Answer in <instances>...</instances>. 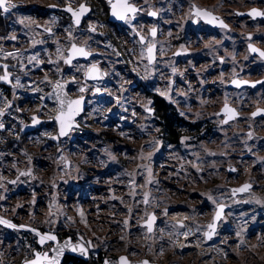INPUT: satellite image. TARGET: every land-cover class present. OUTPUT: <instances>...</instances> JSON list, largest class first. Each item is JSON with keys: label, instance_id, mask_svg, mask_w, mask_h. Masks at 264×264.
Returning <instances> with one entry per match:
<instances>
[{"label": "rangeland", "instance_id": "1", "mask_svg": "<svg viewBox=\"0 0 264 264\" xmlns=\"http://www.w3.org/2000/svg\"><path fill=\"white\" fill-rule=\"evenodd\" d=\"M130 1L142 6L137 20L128 16L112 27L109 11L108 16L104 12L109 0H28L23 13L10 18L12 29L0 32L3 44L22 43L26 49L18 76L27 87L42 82L36 96L49 108L45 124L38 117L25 123V131H34L23 134L7 123L0 128V213L55 232L61 240L83 237L95 264L117 263L123 254L190 264L173 253L181 227L167 219V210L189 208L196 219L212 221L217 205L224 203L229 207L219 227L236 253L233 264H264V116H253L264 108V58L249 49L253 43L264 50V18L239 15L253 7L264 11V0ZM83 2L92 11L82 27L48 8ZM195 6L219 14L229 26L195 20ZM151 11L158 16L150 17ZM48 16L58 22L50 25ZM155 27L158 35L152 37ZM73 42L100 52L91 61L108 71L109 87L127 85L139 114L135 125L100 130L106 101L90 97L80 126L59 137L54 83L68 73L65 59ZM153 43L156 60L150 63L146 50ZM194 48L200 53L192 54ZM10 61L0 59L7 73L16 64L15 58ZM75 74L79 78L78 69ZM236 78L261 82L230 87ZM69 92L80 94L75 85ZM156 98L173 105L184 120L176 143L154 115ZM226 103L239 116L225 123L219 111ZM244 183L251 189L234 196L232 188ZM88 203L94 207H85ZM151 213L159 216L153 232L144 224Z\"/></svg>", "mask_w": 264, "mask_h": 264}, {"label": "built area", "instance_id": "2", "mask_svg": "<svg viewBox=\"0 0 264 264\" xmlns=\"http://www.w3.org/2000/svg\"><path fill=\"white\" fill-rule=\"evenodd\" d=\"M27 1L10 0V3L15 4L16 7L7 13L0 10V17L4 21H8L5 24L3 22V30H0L2 36L5 35L6 31L12 29L13 25L10 18L14 13H23L22 10L25 9ZM32 5L36 6V4ZM64 5L73 6L70 3ZM36 16L41 19L45 18V15L42 16L39 13ZM52 18V16H48V22L53 26L58 21L55 22ZM69 18L73 22L72 17L70 16ZM49 30H51V32L48 31L49 33L54 31L52 28ZM19 38L22 40L20 42L26 41L23 34ZM1 41L0 39V59L8 64H12L10 60H14L15 58L16 64L9 66L10 81L5 82L0 80V111L3 112V115H0V124L3 127H5L6 123L7 126L20 127L24 126L27 121H31L34 117L43 120L42 123L45 124L48 121H46V118L49 108L44 104L41 96H36L37 86L39 83L42 85V82H32V85L29 87L24 86V80H21L18 76L19 69H16L19 68V63L21 65L25 62L26 49L22 47V43L11 42L5 45ZM91 60H76L70 65L67 64L69 66L68 73L55 80L54 93L57 84L68 81L70 83L69 87L78 86L79 95H86L88 103L90 97H97L102 101H106V106L101 112L97 124V127L102 131H119L124 127L135 125L139 120V114L132 103L133 98L127 85L120 83L114 85L113 88L109 87L106 83L109 78L108 71H106L107 76L100 81L87 80L85 73L91 64L96 63L106 70L99 61L93 62ZM79 65L80 67H77ZM77 69L80 73L79 78L75 74ZM166 217L169 221L180 224L181 230L177 234L172 247L173 253L180 259L187 257L190 264H233V261L237 260L235 251L231 249L229 236L224 234V232H220V227L211 240L206 239L205 232L211 222L209 219H196L193 211L189 208L168 209ZM155 228L158 230L157 225ZM52 246L53 243L51 242L40 246L38 236L31 232L16 229L8 230L0 225V264H28L29 260L35 257L37 251L41 253L48 251L51 254ZM184 248H188V251L185 252ZM66 264H75L74 257H70L66 261ZM247 264L260 263L253 262L252 260Z\"/></svg>", "mask_w": 264, "mask_h": 264}, {"label": "water", "instance_id": "3", "mask_svg": "<svg viewBox=\"0 0 264 264\" xmlns=\"http://www.w3.org/2000/svg\"><path fill=\"white\" fill-rule=\"evenodd\" d=\"M116 3H117V0H111V2H110L109 17H108V20L110 22H112V23H123V22L126 21L128 16H131L134 20H137L136 13L139 11L140 5H137L135 3H132L130 0H127V3L132 5L136 9V12L135 13L128 12V13L125 14V18L124 19H120L119 16H114L112 14V12H113L112 5L116 4ZM81 4H84L86 6V8L88 9V11L85 12L80 17V22H79V24H77L76 20H75V17L72 15L71 12H68L66 9L68 7H71L74 11H79V6ZM81 4L79 6H77V7H73L71 5H64V6L50 5L48 8L50 10H53V11L58 10V11H63L65 13L69 14L72 17V19H73L74 25L76 27H81L83 22H84V20L89 17V15H90V13L92 11V7L90 5H88L87 3L83 2ZM197 9H199V10H207L211 14V16L205 17L203 15H197ZM253 9H256L258 11L264 12L259 7H253L251 9L247 10V11L239 12V15L241 17H252L254 19L264 18V16H253V15H250L249 13H251V11ZM151 13H155V12H151ZM193 13L196 14L195 20H197L198 17H201L203 21H205L206 23H208L212 27H217V28L218 27H223V26H221V22H223V25H226V27L229 26L219 14H216V13H214L213 11H211V10H209L207 8H199L198 6H195ZM150 16L151 17H156V13H155V15H150ZM212 17H215L216 19L213 20ZM41 28L46 30L44 27H41ZM153 29H155V35L152 34V36L155 37L156 34H157V29L156 28H152L151 32H153ZM49 32H51V30H49ZM141 42L142 43H146V38L144 36H141ZM73 44H75L77 48H83L84 51L87 53V55L86 56L79 55V54L73 55L72 54V45ZM72 45L68 49V56L65 59V61H66L68 59V57L70 55H72L71 63H66L68 65L72 64L76 60L88 61V60H90L92 58L100 56V52L99 51H95V52L89 51V50L86 49L85 45L78 44L76 42H73ZM250 46L258 49L260 52H264V50L262 48L258 47L256 44L250 43L249 44V49H250ZM150 48L152 49L151 54L149 53V49ZM146 51H147V54H148V59H149L150 55L152 56V60H151L150 63H154V61L156 60V52H157L156 44L153 43V44L149 45L147 47ZM179 53H180V51L178 52V54ZM252 53L254 55H259V52H252ZM106 76H107L106 70L102 69V67L100 65L96 64V63L91 64L89 66V68L87 69L86 73H85V77L89 81H100V80L104 79ZM260 82H261V80L251 81V80H248V79L236 78L230 83V87H232V88H234V87L242 88V87H245V86H257ZM69 84L70 83L68 81L61 82L60 85H63L62 91L60 89H58V88H55L56 100H57V103H58V105L60 107V110L58 111L57 115L55 116V120L57 122L58 135H59L60 138L68 137L71 134L73 129L78 128L80 126L79 118L83 114H85L86 111L88 110L87 96L86 95H79V96L72 95L69 92V88H70ZM57 96H60V99H63V100H80L81 101V103L79 105L78 113L76 115H74L71 118L70 121L67 118V107L66 106L63 109V111L65 112V115L61 116L62 105L60 103V99H57ZM226 105H227V107L229 109L234 110V112H235V116L234 117H232L231 113H226L225 112V106ZM73 107H76V106H73ZM258 110L260 111V114L256 115V117L257 116H264V108H258L253 113L258 112ZM219 114L221 116H224V122L225 121H227V122L232 121L236 117L239 116V112L236 109V107L232 106L230 103H226L221 108V110L219 111ZM57 117H61V119H57ZM62 121H63V134H61ZM72 138H73V140L75 139L74 136ZM245 184L250 185V188L247 191H237V192L233 191V195L234 196H239V195L244 194L245 192H248L251 189V187H252L251 183H244V184H242L240 186H235V187L232 188V190L240 189ZM221 209H222V211H221ZM227 209H228V205H226L224 203H219L217 205V208H216V211L214 213L213 219H212V221L209 224V225H213V227L212 228L208 227V229L205 232V236H206L207 240H211L215 236V234H216V232L218 230L220 221L224 217L225 211ZM218 211L220 213L219 214V218H217V212ZM0 219L8 221L11 225L15 226V227H9L8 224H0L1 226H3L4 228H6L8 230H15L16 229V230L28 231V232H31V233L37 235L40 246H44L45 244L50 243V242L53 243V246L51 248V254L48 251L44 252V253H41V252L37 251L35 257L32 258L31 260H29L28 264H31L32 261L37 259V253L40 254V257H39L40 264H49V262L51 260H53L54 258H57V255H56V250L57 249H63V251L60 253V255L58 257L59 264H64V261H65L66 257H74V258L82 259V260H85V261H89V259H90V248H91V245L88 246L86 244L85 239L83 237H81V236H80L79 240H77V241H74L72 239V237H70V236L64 238L63 240H61L59 235L57 233H55V232H52L50 230H43V229H41L39 227H34V226H31V225H28V224H24V223H16L13 219H11L9 217H6L5 215H3L1 213H0ZM157 221H158V216L155 213H151L149 215L148 219L144 222V224L147 226V229H148V225L151 224L152 230L151 231L148 230L149 232H153L154 231ZM48 236H54L55 239L54 240L45 239L44 242L41 243V237H45L46 238ZM66 245H67V247H66ZM73 249H75V251H73ZM81 249H83V253L81 252ZM184 251L187 252L188 248H184ZM45 253L47 254V260L44 259V254ZM122 257L126 259L127 264H145V262H147V264H161V263H158V262H155V261H151L148 258L130 259L125 254L120 255L118 257L117 263H110L108 260H106L104 264H120V261H121Z\"/></svg>", "mask_w": 264, "mask_h": 264}, {"label": "snow or ice", "instance_id": "4", "mask_svg": "<svg viewBox=\"0 0 264 264\" xmlns=\"http://www.w3.org/2000/svg\"><path fill=\"white\" fill-rule=\"evenodd\" d=\"M109 2H111V0H109ZM15 7H16V5L10 3V0H0V10H2L5 13L10 12ZM112 8H113L112 14L114 16H119L120 19H124L125 18V14L128 13V12H132V13L136 12V9L132 5L128 4L127 0H117V3L113 4ZM66 10L68 12L72 13V15L75 17V20H76L77 24H79V22H80V17L85 12L88 11V9L86 8V6L84 4H81L79 6V11H74L71 7H68ZM249 14L253 15V16H264V12L258 11L256 9H253L251 11V13H249ZM150 15H155V13H150ZM197 15H203L205 17L211 16V14L207 10H199V9H197ZM212 19L215 20L216 18L212 17ZM221 26L226 27V25H223V22H221ZM46 31H49V30L46 29ZM152 34L155 35V29H153ZM13 39H15V37H13ZM57 51H59V49ZM151 51H152V49L150 48L149 49V53L150 54H151ZM250 51L259 52V55L261 57H264V52H260L258 49L254 48V47L250 46ZM72 54L73 55L79 54V55H83V56L87 55V53L84 51L83 48H77L75 44L72 45ZM9 55H11V54H9ZM71 60H72V55H70L68 57V59L65 61V63H71ZM149 60L151 62V60H152V56L151 55L149 56ZM7 79H8L7 74H5L4 76H0V80H5L6 81ZM56 88H58V89H60L62 91L63 85L57 84ZM81 91H83V89H81ZM57 99H60V96H57ZM60 103L62 105L61 116L65 115V112L63 111V109L66 106L67 107V118L70 121L71 118L78 113L79 105H80L81 101L80 100H63V99H60ZM73 106H76V107H73ZM225 112L226 113H231L232 117L235 116L234 110L229 109L227 107V105L225 106ZM259 114H260V111L258 110V112L253 113V116H256V115H259ZM0 115H3L2 111H0ZM57 119H61V117H57ZM226 122L227 121H225V123ZM2 127H3V125L0 124V128H2ZM61 134H63V121H62V127H61ZM249 188H250V185L245 184L242 188L234 189L233 191L234 192L247 191ZM209 199H211V197H209ZM221 211H222V209H221ZM219 214L220 213L218 211L217 212V218H219ZM0 224H8L9 227H15L14 225H11L8 221L2 220V219H0ZM212 227H213V225H209V228H212ZM148 230L149 231L152 230L151 224L148 225ZM45 239L54 240L55 237L54 236H48L46 238L45 237H41V243H43ZM66 247H67V245H66ZM62 251H63V249H57L56 250L57 258H54L53 260H51L49 262V264H59L58 257H59V255H60V253ZM73 251H75V249H73ZM81 252L83 253V249H81ZM39 257H40V254L37 253V259L32 261L31 264H40ZM44 259L47 260V254L46 253L44 254ZM120 264H127L126 259L122 257L121 261H120ZM145 264H147V262H145Z\"/></svg>", "mask_w": 264, "mask_h": 264}, {"label": "trees", "instance_id": "5", "mask_svg": "<svg viewBox=\"0 0 264 264\" xmlns=\"http://www.w3.org/2000/svg\"><path fill=\"white\" fill-rule=\"evenodd\" d=\"M104 8H105L104 12L108 16L109 9L107 7V4H105ZM3 22L5 24L6 21H4L0 17V30H3L2 29ZM107 23L112 27L115 26L114 23L109 22V20L107 21ZM8 73H9V68H8ZM8 73L6 72V69L4 66H0V76H2V74H7V76H8ZM5 82H7V81H5ZM154 115L157 119H159V122L162 126V130L165 132L167 139L172 143L178 142L180 139V135H181L180 131H179L180 123H182L184 120L179 115V113L177 112L175 107L173 105H171L170 103L166 102L164 99L156 98L154 100ZM20 127H21L23 134L27 133V132L34 131V130H26L25 131L23 129L24 126H20ZM69 259H70V257L66 258V261ZM66 261H64V264H66ZM74 261H75V264H94V262L91 260L85 261L82 259L74 258Z\"/></svg>", "mask_w": 264, "mask_h": 264}, {"label": "bare ground", "instance_id": "6", "mask_svg": "<svg viewBox=\"0 0 264 264\" xmlns=\"http://www.w3.org/2000/svg\"><path fill=\"white\" fill-rule=\"evenodd\" d=\"M200 49H196V48H194V50H191L192 51V54H196V53H200V51H199ZM195 64V63H194ZM188 65H191V63H188ZM45 153H47V152H45ZM99 193V192H98ZM92 202V201H91ZM93 203H88V204H85V207H88V208H92V207H94V205H92ZM92 217H93V215H92ZM106 219V218H105ZM181 221V220H180ZM182 222V221H181Z\"/></svg>", "mask_w": 264, "mask_h": 264}, {"label": "flooded vegetation", "instance_id": "7", "mask_svg": "<svg viewBox=\"0 0 264 264\" xmlns=\"http://www.w3.org/2000/svg\"><path fill=\"white\" fill-rule=\"evenodd\" d=\"M142 11V6L140 5V9H139V11L136 13V16H137V14L138 13H140ZM151 12H153V11H151ZM150 12V13H151ZM156 13V12H155ZM149 16H150V14H149ZM158 16V14L156 13V17ZM151 17V16H150ZM152 18H155V17H152ZM156 28V27H155ZM157 29V28H156ZM152 30V29H151ZM157 35H158V30H157V34H156V36L155 37H157ZM151 36H152V32H151ZM153 37V36H152ZM146 38V37H145ZM140 39H141V36H140ZM153 112V111H152ZM229 207V206H228ZM225 214H226V211H225ZM225 216V215H224Z\"/></svg>", "mask_w": 264, "mask_h": 264}]
</instances>
